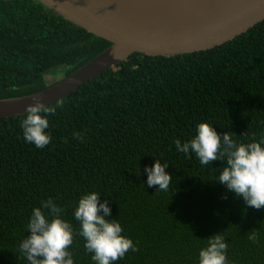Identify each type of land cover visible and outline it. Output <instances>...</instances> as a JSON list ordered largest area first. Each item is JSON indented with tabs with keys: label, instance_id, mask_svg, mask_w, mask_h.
Instances as JSON below:
<instances>
[{
	"label": "trees",
	"instance_id": "obj_1",
	"mask_svg": "<svg viewBox=\"0 0 264 264\" xmlns=\"http://www.w3.org/2000/svg\"><path fill=\"white\" fill-rule=\"evenodd\" d=\"M110 45L38 0H0V99L43 90ZM50 106L44 148L24 139L25 114L0 118V264H28L19 245L48 198L73 225L74 264H95L74 218L92 191L139 248L116 264H199L214 234L228 244L229 264H264V208L216 180L223 161L201 165L174 143L201 121L238 143L264 137V20L207 50L133 53ZM157 159L172 176L168 191L147 186L144 169Z\"/></svg>",
	"mask_w": 264,
	"mask_h": 264
},
{
	"label": "clouds",
	"instance_id": "obj_2",
	"mask_svg": "<svg viewBox=\"0 0 264 264\" xmlns=\"http://www.w3.org/2000/svg\"><path fill=\"white\" fill-rule=\"evenodd\" d=\"M62 107V103L57 105ZM56 112V107L34 98L26 107L25 116L20 122L24 139L37 148L51 143L48 117ZM196 134L190 140L174 143L178 152L195 154L201 165L213 161L224 162L216 180L242 197L246 206L257 210L264 208V137L247 143H238L229 132L219 133L207 121L196 125ZM77 140H83L79 132L73 133ZM168 165L158 159L153 166L144 169L147 173V186H158V191H168L172 176L166 171ZM100 194L92 191L83 194L74 209V218L79 222V236L85 243L84 248L91 254L95 264H116L129 252L138 251V245L123 234L119 220L108 217L111 207L107 199L100 202ZM64 209L52 198L43 200L41 206L32 210L27 223V232L19 245V252L28 264H74L72 252L76 233L73 225L64 219ZM253 243L258 235L251 230L248 235ZM228 244L224 237L214 234L208 237L207 246L199 251V264H229Z\"/></svg>",
	"mask_w": 264,
	"mask_h": 264
},
{
	"label": "water",
	"instance_id": "obj_3",
	"mask_svg": "<svg viewBox=\"0 0 264 264\" xmlns=\"http://www.w3.org/2000/svg\"><path fill=\"white\" fill-rule=\"evenodd\" d=\"M111 45L47 88L0 99V118L53 104L133 53L175 56L234 39L264 20V0H38Z\"/></svg>",
	"mask_w": 264,
	"mask_h": 264
},
{
	"label": "rangeland",
	"instance_id": "obj_4",
	"mask_svg": "<svg viewBox=\"0 0 264 264\" xmlns=\"http://www.w3.org/2000/svg\"><path fill=\"white\" fill-rule=\"evenodd\" d=\"M48 78H49V77H48ZM57 79H58V77H57ZM51 80H52V78H49V79H48V82L51 81ZM55 80H56V79H55Z\"/></svg>",
	"mask_w": 264,
	"mask_h": 264
}]
</instances>
